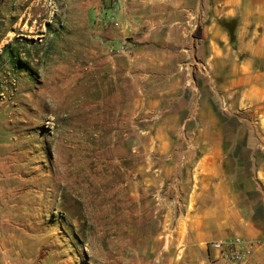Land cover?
<instances>
[{"label":"rangeland","instance_id":"374dc122","mask_svg":"<svg viewBox=\"0 0 264 264\" xmlns=\"http://www.w3.org/2000/svg\"><path fill=\"white\" fill-rule=\"evenodd\" d=\"M198 3L0 0V264L149 260L191 170L204 210L194 185L213 158L264 230V109L217 87L240 53L205 63L203 26L236 50L241 18Z\"/></svg>","mask_w":264,"mask_h":264},{"label":"crops","instance_id":"0c3cea01","mask_svg":"<svg viewBox=\"0 0 264 264\" xmlns=\"http://www.w3.org/2000/svg\"><path fill=\"white\" fill-rule=\"evenodd\" d=\"M208 9L229 18L238 15L241 25L236 33V50L228 45V35L220 27L214 23L203 26L206 31L205 39L209 43V55L205 63L216 68L219 63L227 64L226 60L231 58L230 53L234 57L236 53H240L233 68L230 65L224 75L220 74L222 80L217 87L222 91L238 93L243 108L252 106L253 110L260 113L264 109V0H214L212 7L207 0H199L198 5H192V15H204ZM213 160L212 166L198 171V175L203 176L205 185H194V207H202L204 210L192 212L191 170L187 198L180 204V208L184 206L185 209L174 220L173 230L164 228L154 239L159 244L149 250V260L143 256L147 250L139 252L130 248L127 253L130 256L129 264H226L216 258L209 248L210 244L237 236L255 241L253 263L264 264V230L255 227L250 219L244 218L237 195L231 185L226 184L224 172L216 165L218 160ZM207 177L212 181L209 182ZM213 180L217 182L214 184ZM213 206L224 208L218 218L211 214L210 208Z\"/></svg>","mask_w":264,"mask_h":264},{"label":"built area","instance_id":"2783aa9c","mask_svg":"<svg viewBox=\"0 0 264 264\" xmlns=\"http://www.w3.org/2000/svg\"><path fill=\"white\" fill-rule=\"evenodd\" d=\"M255 247L256 243L251 240L233 237L212 242L209 248L217 259L226 264H254L252 257Z\"/></svg>","mask_w":264,"mask_h":264},{"label":"trees","instance_id":"16d2710c","mask_svg":"<svg viewBox=\"0 0 264 264\" xmlns=\"http://www.w3.org/2000/svg\"><path fill=\"white\" fill-rule=\"evenodd\" d=\"M225 32H226L227 35H228V39H229V43H230V44L232 43L233 40L235 41V39H234V35H233L231 32H227V31H225Z\"/></svg>","mask_w":264,"mask_h":264}]
</instances>
